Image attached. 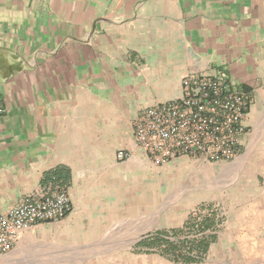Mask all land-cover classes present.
Listing matches in <instances>:
<instances>
[{"label": "crops", "instance_id": "obj_1", "mask_svg": "<svg viewBox=\"0 0 264 264\" xmlns=\"http://www.w3.org/2000/svg\"><path fill=\"white\" fill-rule=\"evenodd\" d=\"M217 71L251 92L250 125L264 100V0H0V212L41 187L65 190L72 204L0 264H264V188L210 214L203 231L184 232L193 221L186 206L215 191H197L165 229L139 224L172 178L253 173L236 160L241 152L211 164L180 158L157 176L133 143L142 108L180 97L191 72ZM49 171L63 183L44 181ZM160 237L204 249L186 262L156 245Z\"/></svg>", "mask_w": 264, "mask_h": 264}, {"label": "built area", "instance_id": "obj_2", "mask_svg": "<svg viewBox=\"0 0 264 264\" xmlns=\"http://www.w3.org/2000/svg\"><path fill=\"white\" fill-rule=\"evenodd\" d=\"M251 92L222 71L191 72L180 97L142 108L133 121V143L153 166L180 158L211 164L237 158L249 134ZM5 109L0 100V115ZM128 155L117 152V158ZM72 204L63 189L41 187L0 212V257L36 224L59 221Z\"/></svg>", "mask_w": 264, "mask_h": 264}, {"label": "rangeland", "instance_id": "obj_3", "mask_svg": "<svg viewBox=\"0 0 264 264\" xmlns=\"http://www.w3.org/2000/svg\"><path fill=\"white\" fill-rule=\"evenodd\" d=\"M253 103L254 101L252 104ZM258 125H264V100L257 107L254 118L252 120L250 119L249 134L245 139L246 149H244L245 151H242L244 152L243 155L236 159L245 161V163L250 162L251 166L255 168L253 173L250 169L247 174L241 172L236 176H221L224 170L218 168L215 169L213 174L208 175L206 178L203 177L196 179L194 175H191V172L179 179L172 178V181H170V189L167 190L165 184L161 185L162 194L156 199L154 209L151 212L140 214V226H151V220H155V227L151 229V231L165 229L162 225L166 218L169 215V218L171 219L173 216H179L180 213L183 212V203L186 202L187 199L189 200V198L196 194L197 191L208 193H214L215 191L216 197H213L210 201H202L199 204H196L194 201L188 203V206L186 207L188 208V212L192 213L189 218L193 219V222L195 221V223L200 222L204 216L209 217L210 214L222 216L221 214L228 212L229 208H231L239 199L242 200L239 196H243V192L245 194H247V191L249 190H257L261 192L264 188V130L257 129ZM241 157L243 158L241 159ZM134 159L136 160V158ZM140 159L139 161L141 162ZM186 162L188 165L193 163L190 161ZM144 164H147V162ZM148 165L153 167L150 164ZM168 166L169 164L163 167H154L157 171V176L162 174L160 170H165L163 168H167ZM180 181L182 182L181 184H179ZM149 199L150 202L153 201L151 198ZM149 213L151 214L148 215ZM128 223L129 222L125 219V229L130 226ZM184 232H187V228ZM126 235H129V233L125 232V237H127ZM108 251L111 250H106V252ZM156 255L158 254L156 253ZM145 256L151 255H149V253H140L141 258Z\"/></svg>", "mask_w": 264, "mask_h": 264}, {"label": "trees", "instance_id": "obj_4", "mask_svg": "<svg viewBox=\"0 0 264 264\" xmlns=\"http://www.w3.org/2000/svg\"><path fill=\"white\" fill-rule=\"evenodd\" d=\"M58 170V169H57ZM62 177L64 180L65 175H62L61 172L58 173V171H49L45 173L44 175V181H51L52 178L56 182H62ZM210 224V218L208 216H204L200 222H188L187 223V231H191L192 229H197L199 231H203L209 226ZM183 233V232H181ZM165 243V251L168 254H171L174 258H181V260H184L186 262H193L195 261V258L190 255L191 251L197 249L199 251H202V248L204 249L203 244L201 241H196L194 238H184L179 239L177 242H170L169 240H165L164 238L160 237L156 241V245H161L162 243ZM184 250V251H183Z\"/></svg>", "mask_w": 264, "mask_h": 264}]
</instances>
